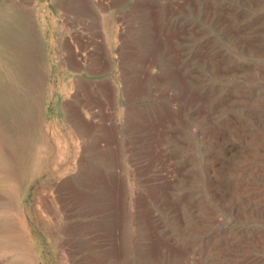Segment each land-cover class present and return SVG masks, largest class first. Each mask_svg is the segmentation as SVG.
Wrapping results in <instances>:
<instances>
[{
  "label": "rangeland",
  "instance_id": "obj_1",
  "mask_svg": "<svg viewBox=\"0 0 264 264\" xmlns=\"http://www.w3.org/2000/svg\"><path fill=\"white\" fill-rule=\"evenodd\" d=\"M115 1L114 37L119 41L121 33L129 43L109 47L114 58L111 71L85 77L62 52L60 37L66 30L59 27L60 6L54 0H0V152L8 159L15 185L12 190L0 186V245L2 235L11 230L20 234L25 248L23 257L0 251V264L83 263L85 240H94L96 219H102L105 181L122 190L118 198L123 206V241L133 264H140L141 246H135L132 237L139 233L130 210L137 191L165 184L169 171H182L192 182L204 184L205 162L218 158L228 168L252 146L251 136L257 130L254 122L246 120L241 86L251 81L257 86L254 73L249 72L264 68V53L244 49L238 42L248 34L236 35L221 18H234L231 23L240 26L257 17L264 25V0H211L212 10L207 9L206 0H199L201 7L181 5L173 12L175 0ZM169 28L175 38L168 46ZM203 47L225 58L223 72L208 70L201 62ZM199 92L210 96L208 119L187 111L196 104L194 96ZM213 102H220V108ZM93 106L100 109L95 118L88 110ZM80 112L85 113V123ZM183 118H187L185 124ZM160 124L167 127L157 131ZM37 152H42L38 162ZM216 181L214 188L225 198L228 182ZM115 194L114 199L119 195ZM154 209L165 225L171 223V215H165L159 205Z\"/></svg>",
  "mask_w": 264,
  "mask_h": 264
},
{
  "label": "bare ground",
  "instance_id": "obj_2",
  "mask_svg": "<svg viewBox=\"0 0 264 264\" xmlns=\"http://www.w3.org/2000/svg\"><path fill=\"white\" fill-rule=\"evenodd\" d=\"M206 2H207V7H208L207 9L212 10L214 8L213 3H212L213 1L206 0ZM247 2L248 1H246V3ZM199 3H200L199 0H175V2H173L171 5V11L173 12L175 9L180 8L181 5H182L181 7H184L187 4H191L193 7H199L200 6ZM218 10L219 9H217L216 11ZM221 19H224L223 22L231 26L232 32L238 33L236 35H239V33L248 34L246 37L242 35L245 37L243 39V42H240V41L238 42L240 45H242V47H244V49L248 48L250 50H255V52L257 53H264V25L262 24L259 18L255 17L254 18L255 20H253V22L251 21L246 22L245 24H241L240 26L234 24L235 22L231 23V21H234V18L229 19V17L226 15ZM169 30H168V38L166 40L167 41L166 43L168 46L170 45L173 38H175L173 37L172 31L171 30L169 31ZM168 46L166 48H168ZM207 48L208 47L200 48V60L202 63H204L207 66L206 68L208 70L210 69L211 71L217 74H220V72H223L222 69H225V64H224L226 63L224 60L225 58L218 56L217 53L215 54L211 50H208ZM76 67H79V66H76ZM86 71H89V70H86ZM251 72L252 74L254 73L253 79L256 81L257 86H254L252 84V81L250 80L251 81L250 83H248L247 85L244 84L243 86H241L242 91H241V97H240L241 100L245 103L243 108H244L246 116L249 118L246 120H250V122L252 121V123L254 122V126L256 128L255 130H257V132H255V136L253 134L252 135L254 137L251 136L253 139L248 136V138L252 139L251 148L248 147L250 149L245 150L242 156H240L241 158L238 159V161L233 166H230L228 168H225L224 167L225 165H223V162L225 161L220 160L218 158H214L212 162L207 163V164L205 162L203 171H205L206 173V180L204 184L200 185V183L197 184V183L192 182L191 178L188 175L182 173V171H178L176 174L175 173L170 174L171 171H169V173L166 175L165 184L152 185V186L150 185V187L148 186L147 189L145 190L141 189L137 191L136 197L133 198L132 208L130 210L131 211L133 210L132 218H131L132 223L133 225L137 226V229H138L137 231L139 233L137 234L136 232H134L136 229L133 230L134 234H132V237H135V246H137L138 244L141 246L140 248H138L139 250L138 258H139L140 264H264V68L259 67L258 70H254V68H252L250 69L249 73L251 74ZM246 76H251V75H246ZM180 78L175 77L176 80ZM249 78L250 77H248L247 79ZM201 92L197 93V95L194 96V99L196 100V104L192 105L187 111L189 113L195 112L198 115H200V117L208 119V115L212 114L211 113L212 111L207 105V103L210 102L209 101L210 96L208 98L209 94L205 95L204 93L202 94ZM214 95H217V94H214ZM223 102L224 100L221 101V105H223ZM213 103H214V106L216 107L220 106V102H216V103L213 102ZM234 107H237V106H234ZM219 108L220 107H218V109ZM226 109L228 108L226 107ZM237 110H240V109L238 108ZM185 121H187V118L186 119L183 118V123ZM160 122H161V119H160ZM201 124H199V126ZM225 124L227 123L225 122ZM248 124L249 123H247L246 125ZM219 126L216 125L215 127H219ZM154 127H152V131H154ZM161 127L164 128V127H167V125L160 124L159 127L156 126L157 131L158 129L160 130ZM246 128L247 126L245 127V129ZM220 130L217 129V131H220ZM204 133H207V132H204ZM225 137H226V134H225ZM245 138H246V135H245ZM217 140H220V138H217ZM187 142H191V141H187ZM197 143L198 142H196V145ZM215 144H217V142ZM204 149L206 150V148ZM41 154L42 152H37L34 155L35 156L34 158L37 162L41 159ZM7 163H8L7 157L3 153L0 152V186L7 185V188L12 190L11 188L12 185L14 189H15V185L14 183L11 182V177H9L10 171L9 169H7L8 168ZM198 163L200 165V162ZM6 164H7V167L5 168ZM196 173H197V170H196ZM98 179H100V177H98ZM67 180L66 182L71 184V180L70 179H67ZM216 180H219L220 182L221 181L228 182L230 189H229L228 195L225 198H221V196L217 193L216 189L214 188L215 182H218ZM181 181L183 184H181V186L178 188L177 187L178 183ZM116 189L117 188L114 189L113 187L107 185L106 181L102 185V194H101V197H102L101 206L102 207L99 211V213L103 214L101 216L102 219L99 220L100 218L99 216H98V220L96 219L97 228L95 231H97V234L93 238L94 240H89V239L85 240V253H84L85 258H83V261H82L83 263L80 262L81 264H133L134 263V258L127 251L128 245L127 243L123 241L124 231H125L124 225H123L124 217L122 213L123 206H121V202L118 198L122 194L121 192L122 190L116 191ZM61 190H62V187H61ZM177 190L178 192H176ZM57 191H60V185H58ZM69 191H72V190H69ZM113 193H116L115 195L117 194L119 195L116 196L114 199ZM63 198L65 197L63 196ZM62 201H64V199ZM65 203L67 204V200L65 201ZM65 203H63V205H65ZM154 205H159L165 215H168V214L171 215L170 224L165 225V223H163L162 221L163 219L161 220L160 218L157 217L155 213L156 208L154 209ZM230 219L235 220L236 222L231 223L232 221L230 222L229 221ZM20 223L23 226L22 229H26V225L24 223V219L22 216H20ZM168 228H170L171 231L174 232V234L176 233V236L174 235L169 236ZM12 232L13 231L8 230L7 233L2 235L3 244L0 245V251L1 252L8 251V252H11L16 257H23L25 256V251H24L25 248L23 249V244H21L22 238H20L21 237L20 234L16 232H13V233ZM139 240H141V243H138Z\"/></svg>",
  "mask_w": 264,
  "mask_h": 264
},
{
  "label": "crops",
  "instance_id": "obj_3",
  "mask_svg": "<svg viewBox=\"0 0 264 264\" xmlns=\"http://www.w3.org/2000/svg\"><path fill=\"white\" fill-rule=\"evenodd\" d=\"M54 4L60 6V8L57 6L59 8L58 17L62 20V22H58L59 27L66 30L63 37H60L62 39L60 45L64 47L62 52L65 54V59L74 63V68H79L78 71L84 70L83 76L85 77L111 71L114 67L112 64L114 58L113 53L108 50L109 47L123 46L129 43L121 33H118L119 41H116L114 37L116 25L113 24L112 19L115 14V5H117L116 1L54 0ZM88 110L94 118L100 111L98 106L88 107ZM83 112H80V116L85 123V113Z\"/></svg>",
  "mask_w": 264,
  "mask_h": 264
}]
</instances>
